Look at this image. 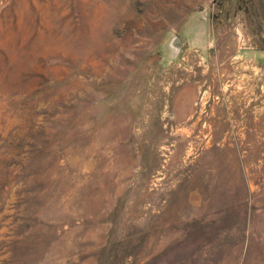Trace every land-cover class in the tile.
<instances>
[{"label":"rangeland","instance_id":"1","mask_svg":"<svg viewBox=\"0 0 264 264\" xmlns=\"http://www.w3.org/2000/svg\"><path fill=\"white\" fill-rule=\"evenodd\" d=\"M0 264H264V0H0Z\"/></svg>","mask_w":264,"mask_h":264}]
</instances>
